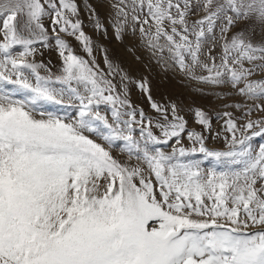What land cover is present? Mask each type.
<instances>
[{"label": "snow or ice", "instance_id": "obj_1", "mask_svg": "<svg viewBox=\"0 0 264 264\" xmlns=\"http://www.w3.org/2000/svg\"><path fill=\"white\" fill-rule=\"evenodd\" d=\"M110 6L117 40L131 30L166 69L246 103L225 104L240 116L217 114L215 133L211 117L190 108L201 130L189 129L175 103L153 100L147 80L130 81L106 56L108 71L100 68L75 0H0V83L17 86L0 87V264H264V143H252L264 136V38L249 27L264 31V0ZM41 48L57 52L58 74L35 59ZM130 82L156 119L133 105ZM41 101L76 102V114ZM204 133L223 134L226 150L207 148ZM117 146L127 160L113 155ZM196 153L220 167L185 159Z\"/></svg>", "mask_w": 264, "mask_h": 264}, {"label": "rangeland", "instance_id": "obj_2", "mask_svg": "<svg viewBox=\"0 0 264 264\" xmlns=\"http://www.w3.org/2000/svg\"><path fill=\"white\" fill-rule=\"evenodd\" d=\"M75 2L79 8V19L82 21L83 31L92 40V55L95 57L100 68L105 72L108 71L104 62L106 56L114 66H117L122 72L128 75L130 81L147 80L153 100L164 105L175 103L181 110V114L187 119L189 129H194L196 131L201 130V126L195 123L193 114L189 111L190 108L199 107L211 117L213 133L222 130V120L217 119V114H222L224 111H231L235 116H240V112H237L234 108L224 107L225 104L246 103L244 98L235 94H230L232 92L230 88H212L208 85L198 84L195 81L187 79L178 71L166 69L152 58L151 53L141 45L139 35H133L131 30H128L124 34L122 40H117L115 38L114 28L112 27L114 13L110 6L115 0H75ZM86 5L95 10L103 26V30H96L94 21L90 19V10ZM193 19H195V17H193ZM45 23L48 25L49 22L46 20ZM243 26L244 25H242V27ZM249 27L250 30L254 27V41H259L264 38V31H262L260 27L251 25H249ZM61 36L69 43L76 55L89 59L87 54L82 50V46L73 37L64 34H61ZM41 52L42 55L37 54L35 59L38 62L42 61L48 64L54 75L58 74L61 61L55 49L41 48ZM41 74L47 75L43 69L41 70ZM256 78H259V76ZM115 80L119 82L120 77L117 75ZM132 82L129 83V94L133 105L137 108H142L147 117L156 119L158 114L150 108L147 98L142 91L135 86V83ZM0 87H3L5 90H15L17 86L4 82L0 83ZM57 87L59 86L57 85ZM198 89L200 91H198ZM22 96L23 91L21 90L18 93V98H22ZM39 106L44 111L68 114L71 116H74L77 110L76 102H66L57 105L41 101ZM100 111L103 114H109V109L106 105H101ZM253 115L255 118L256 114L254 113ZM204 134L208 137L205 141L207 148L217 151L226 150L223 134L219 139H213L208 133ZM135 136L139 138L138 129L135 132ZM93 138L95 139L96 137L93 136ZM121 143L122 142H117V145ZM182 143L186 148L192 147L186 138ZM252 143L254 146L264 143V136L254 137ZM158 147L171 151L169 145H158ZM113 155L121 160L128 159L127 155L119 151L118 146L114 148ZM185 159L200 162L201 167L205 170L220 167L217 165L214 158L205 157L201 153L193 154Z\"/></svg>", "mask_w": 264, "mask_h": 264}]
</instances>
